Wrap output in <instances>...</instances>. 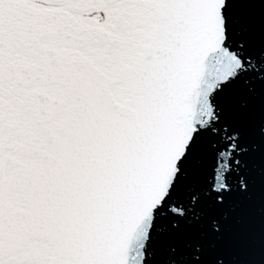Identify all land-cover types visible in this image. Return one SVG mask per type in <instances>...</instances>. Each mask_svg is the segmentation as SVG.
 <instances>
[{
	"label": "snow or ice",
	"instance_id": "obj_1",
	"mask_svg": "<svg viewBox=\"0 0 264 264\" xmlns=\"http://www.w3.org/2000/svg\"><path fill=\"white\" fill-rule=\"evenodd\" d=\"M0 264H264V0H0Z\"/></svg>",
	"mask_w": 264,
	"mask_h": 264
}]
</instances>
